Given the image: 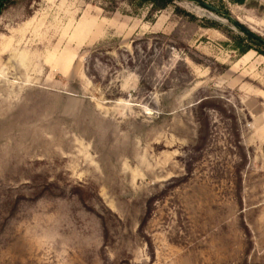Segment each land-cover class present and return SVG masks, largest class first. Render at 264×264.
Segmentation results:
<instances>
[{
	"label": "rangeland",
	"instance_id": "374dc122",
	"mask_svg": "<svg viewBox=\"0 0 264 264\" xmlns=\"http://www.w3.org/2000/svg\"><path fill=\"white\" fill-rule=\"evenodd\" d=\"M4 3L0 264H264V0Z\"/></svg>",
	"mask_w": 264,
	"mask_h": 264
},
{
	"label": "water",
	"instance_id": "95a60500",
	"mask_svg": "<svg viewBox=\"0 0 264 264\" xmlns=\"http://www.w3.org/2000/svg\"><path fill=\"white\" fill-rule=\"evenodd\" d=\"M200 4H201L203 7L207 8V9H209V10H212V11H218L217 7L211 5V4L207 3V2L200 1ZM235 24H237L239 27H241L237 22H235ZM241 28H242V27H241ZM242 29H243V31H244L247 35H249V36L255 38V39L258 40V41H262L261 38H259L258 36H255L253 33L249 32L248 30H245L244 28H242Z\"/></svg>",
	"mask_w": 264,
	"mask_h": 264
},
{
	"label": "trees",
	"instance_id": "16d2710c",
	"mask_svg": "<svg viewBox=\"0 0 264 264\" xmlns=\"http://www.w3.org/2000/svg\"><path fill=\"white\" fill-rule=\"evenodd\" d=\"M7 0H0V8H1V5H4ZM0 12H1V9H0ZM251 38V37H250Z\"/></svg>",
	"mask_w": 264,
	"mask_h": 264
},
{
	"label": "flooded vegetation",
	"instance_id": "af4514ba",
	"mask_svg": "<svg viewBox=\"0 0 264 264\" xmlns=\"http://www.w3.org/2000/svg\"><path fill=\"white\" fill-rule=\"evenodd\" d=\"M220 12V10H218ZM237 27H239L237 24H235ZM261 43H264V41H260Z\"/></svg>",
	"mask_w": 264,
	"mask_h": 264
}]
</instances>
